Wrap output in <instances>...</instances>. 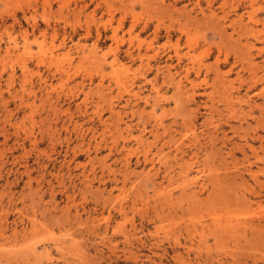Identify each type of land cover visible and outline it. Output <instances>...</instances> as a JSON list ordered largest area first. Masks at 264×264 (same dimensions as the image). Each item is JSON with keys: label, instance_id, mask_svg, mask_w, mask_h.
I'll list each match as a JSON object with an SVG mask.
<instances>
[{"label": "rangeland", "instance_id": "obj_1", "mask_svg": "<svg viewBox=\"0 0 264 264\" xmlns=\"http://www.w3.org/2000/svg\"><path fill=\"white\" fill-rule=\"evenodd\" d=\"M139 1L0 0V264H264V240L234 239L229 234L232 228L264 221L263 189L243 169L255 163L251 169L262 183L264 164L242 146L247 141L262 157L264 142L255 138L263 136L264 124L255 123L260 117L257 109L254 120L238 116L225 124L223 107V82L236 79L240 64L234 63V56L246 52L242 46L247 39L255 46L251 51L254 63L261 64L264 11L258 8L264 7V1L253 8L240 0H226V7L223 0L213 5L209 0ZM252 11L260 20L252 29L259 41L252 38L254 34L238 37L226 26L236 16L244 13L246 18ZM206 15H216L218 22ZM224 16L225 35L219 30ZM182 23H186L184 28ZM145 24L148 27L142 30ZM157 28L159 33L153 38ZM114 31L117 43L111 38ZM114 45L121 51L118 64L128 69L120 77L129 93L119 89L108 66ZM176 47L182 60L178 71L170 70L172 82L165 64H176ZM127 48L135 54L141 51L142 59L130 61L124 54ZM208 48L210 55L204 57ZM154 53L158 57L151 60ZM168 55L172 57L166 61ZM206 66L212 67L209 72ZM184 70L196 84L195 101L184 95L178 103L172 94L177 74ZM241 75L247 76L246 72ZM259 84L249 92L255 105L264 104L261 96L253 95L262 89L263 83ZM183 85L189 87L187 82ZM238 86L235 81L234 88ZM240 87L239 97L246 84ZM208 92L213 96L208 97ZM125 100L130 101L125 104ZM217 114L222 116L220 123ZM191 133L199 142L193 146ZM210 134H214L213 146L207 138ZM228 152L237 161L234 168ZM240 152L251 156L244 159ZM183 164H190L188 170L184 171ZM224 166L232 173L225 175ZM168 191L170 201L163 202L162 194ZM243 198L249 201L243 203Z\"/></svg>", "mask_w": 264, "mask_h": 264}, {"label": "bare ground", "instance_id": "obj_2", "mask_svg": "<svg viewBox=\"0 0 264 264\" xmlns=\"http://www.w3.org/2000/svg\"><path fill=\"white\" fill-rule=\"evenodd\" d=\"M139 1V0H138ZM141 2H142V0H140ZM139 1V2H140ZM174 1V0H173ZM177 1V0H176ZM178 1H180V0H178ZM208 1V0H207ZM215 0H209V4L211 3V5H213L212 3L214 2ZM236 1H238V0H236ZM235 1V2H236ZM240 1H242V2H244L243 3V5L244 4H247V6H250L251 8H253V6H254V4L256 3V2H260V1H264V0H240ZM140 2V3H141ZM157 2V1H156ZM184 2H185V0H184ZM196 2H199L198 0L196 1ZM221 2H223V4H224V6H225V3H227L226 2V0H223V1H221ZM221 2H219V3H221ZM129 3V2H128ZM143 3V2H142ZM153 3V2H152ZM158 3V2H157ZM193 3V2H192ZM232 3V2H231ZM238 3V2H237ZM144 4H146V3H144ZM223 4H222V7H224L223 6ZM233 4H235V3H233ZM241 4V3H240ZM240 4H239V6H240ZM147 5H149V4H147ZM147 5H146V7H147ZM153 5H154V3H153ZM158 5H159V3H158ZM163 5V4H162ZM198 5V4H197ZM210 5V6H211ZM227 5V4H226ZM238 5V4H237ZM151 6H152V4H151ZM155 6V5H154ZM169 6V5H168ZM193 6H195V4L193 5ZM198 6H200V5H198ZM197 6V7H198ZM220 6V5H219ZM128 7V6H127ZM174 7V6H173ZM187 7V6H186ZM209 7V6H208ZM226 7V6H225ZM230 7H233V5L231 4V6ZM236 7V6H235ZM168 8V7H167ZM172 8V7H171ZM181 8V7H180ZM193 8V7H192ZM192 8L190 9V10H192ZM195 8V7H194ZM206 8V7H205ZM238 7H236V9H237ZM146 9V8H145ZM169 9V8H168ZM167 9V12L169 11ZM182 9V8H181ZM201 9V8H200ZM204 9V8H203ZM202 9V10H203ZM215 9V8H214ZM234 9V8H233ZM232 9V10H233ZM235 9V10H236ZM256 9V8H255ZM259 10H262V11H258L257 9V11L258 12H263L264 11V7H259L258 8ZM159 11H160V9H158ZM179 10V9H178ZM199 10V9H198ZM210 10V9H209ZM229 10V9H228ZM231 10V11H232ZM255 10V11H256ZM170 11H171V9H170ZM193 11V10H192ZM201 11V10H200ZM214 11V10H213ZM222 11V10H221ZM230 11V10H229ZM237 11V10H236ZM173 12V11H172ZM181 12H183V11H181ZM258 12L256 13V14H258ZM160 13V12H159ZM198 13H199V11H198ZM198 13H196V14H198ZM201 13V12H200ZM264 13V12H263ZM162 14V13H161ZM169 14V13H168ZM173 14V13H172ZM171 14V12H170V15H172ZM179 14V11H178V13H177V15ZM182 14H184V13H182ZM186 14V13H185ZM202 14H204V12H202ZM201 14V15H202ZM214 14H216V13H214ZM230 14V13H229ZM232 14H233V11H232ZM191 15V14H190ZM217 15V14H216ZM216 15H214V16H212V17H215ZM225 15V14H224ZM227 15V14H226ZM231 15V14H230ZM253 15H255V12L254 11H252V12H248L247 13V16H246V18L244 17L245 16V14L243 13V14H241V15H238V16H236V19H233V20H230V22L226 25L227 27H229V28H231L232 29V32L231 33H236V35L238 34V37L239 36H243V35H251V34H254L253 33V26L254 25H256V24H259V22H260V20L259 19H257L256 17H254ZM185 16V15H184ZM203 16V18L205 19V15H202ZM207 17L209 16V15H206ZM223 16V15H222ZM179 17V16H178ZM194 16H192V18H193ZM206 17V18H207ZM210 17V16H209ZM212 17H210V18H212ZM220 17H221V15H220ZM219 17V18H220ZM184 18V17H183ZM187 18V17H186ZM192 18H190V19H192ZM194 18H196V17H194ZM202 18V19H203ZM209 18V19H210ZM218 18V19H219ZM172 19H174V18H172ZM182 19V18H181ZM198 19V18H197ZM208 19V18H207ZM206 19V20H207ZM215 19V21L216 22H218L216 19V17L214 18ZM227 19V17L226 16H224L223 18H222V22H221V24L219 25L220 27H221V29H219L221 32H223V34L224 33H226V26H225V23H223L225 20ZM189 19L187 18V21H188ZM211 20V19H210ZM119 21V20H118ZM176 21V20H175ZM186 21V20H185ZM192 22V24H194L193 23V19L191 20ZM200 21V20H199ZM205 20H203V21H200V22H204ZM209 21V20H208ZM212 21V20H211ZM220 21V20H219ZM172 22V21H171ZM197 22V21H196ZM195 22V23H196ZM207 22V21H206ZM205 22V23H206ZM216 22H215V25H216ZM146 23V22H145ZM176 23V22H175ZM198 23V22H197ZM208 23V22H207ZM118 24H119V26H118V28L120 27V26H122V21L120 20V22H118ZM159 24V23H158ZM186 24V23H185ZM185 24L184 23H182L181 25H183V28H184V26H185ZM199 24V23H198ZM212 24V23H211ZM262 24L264 25V20L262 21ZM147 24H145L144 25V27L142 28V30H146L147 29V27L148 26H146ZM195 25V24H194ZM203 25V24H202ZM202 25H200V27L202 26ZM206 25V24H205ZM205 25H204V27H205ZM210 25V24H209ZM188 26V25H187ZM193 26V25H192ZM133 27L134 26H132L131 25V31H132V29H133ZM157 27V26H156ZM159 27H160V24H159ZM158 27V28H159ZM177 27H179V26H177ZM190 27V26H189ZM198 27V26H197ZM203 27V28H204ZM209 27V26H208ZM213 27H214V23H213ZM262 27H264V26H262ZM115 28V27H114ZM117 28V27H116ZM116 29L117 31L118 30H120V28L119 29ZM158 28L157 29H154V31L152 32L153 34V38H156L157 37V35H158V33H159V30H158ZM170 28V27H169ZM169 28H167V29H169ZM180 28V27H179ZM181 28H182V26H181ZM187 27H185V29H186ZM216 28V27H215ZM215 28H214V30H215ZM173 29V28H172ZM190 29V28H189ZM188 29V30H189ZM206 29V28H205ZM204 29V30H205ZM217 29V30H218ZM115 30V29H114ZM179 30H181V29H179ZM184 30V29H183ZM208 30V29H207ZM210 31H211V29H209ZM208 30V31H209ZM262 30H264L263 28H262ZM169 31V30H168ZM178 31V30H177ZM187 31V29L185 30V32ZM201 31V30H200ZM219 31V32H220ZM257 31V30H256ZM129 32V31H128ZM183 32V31H182ZM189 32V31H188ZM260 33H261V31H259ZM170 33V32H169ZM257 33H258V31H257ZM264 32H262V34H263ZM115 31L113 32V36H111V38H112V40L113 41H115L116 43L118 42L117 40L118 39H116L115 38ZM183 34H184V32H183ZM182 34V35H183ZM222 34V33H221ZM130 35V34H129ZM170 35V34H169ZM172 35V34H171ZM220 35V34H219ZM225 35V34H224ZM260 35V34H259ZM122 36V35H121ZM136 36H138V35H136ZM180 36H181V33H180ZM188 36V35H187ZM226 36H228V38L229 39H232V34H230V35H226ZM252 36V38L255 40V41H259V36L257 35H251ZM159 37V36H158ZM171 37V36H170ZM222 37H224V36H221V39H223ZM245 37V36H244ZM250 37V36H249ZM263 37H264V35H263ZM122 38V37H121ZM120 38V39H121ZM180 38V37H179ZM186 38H187V41H190L191 39H190V37H186L185 36V40H186ZM123 39V38H122ZM152 39V38H151ZM172 39V38H171ZM190 39V40H189ZM204 39V38H203ZM221 39H219V42H221L220 40ZM228 39V41H230ZM245 39V38H244ZM169 40V39H168ZM224 40H227V38L226 39H224ZM233 40H236V37H235V39H233ZM122 41V40H121ZM180 41V40H179ZM179 41L177 40L176 41V44L177 43H179ZM187 41H186V44H187ZM245 41V40H244ZM123 42H125V41H123ZM148 42V41H147ZM149 42H153V41H149ZM205 42V41H204ZM224 42H226L227 43V41H224ZM235 42V41H234ZM233 42V43H234ZM262 42H264V40L262 41ZM116 43H114V44H116ZM129 43V42H128ZM140 43V42H139ZM154 43V42H153ZM169 43H170V40H169ZM174 43H175V41H174ZM190 43L191 42H188V45H190ZM193 43V45L195 44L194 43V41L192 42ZM191 43V44H192ZM196 43H197V41H196ZM230 43V42H229ZM130 44H131V40H130ZM141 44V43H140ZM176 44H174V45H176ZM186 44H185V46H186ZM236 45H238V42H236L235 43ZM122 45V44H121ZM132 45V44H131ZM139 45V44H138ZM147 45H149L148 46V48H151V43H147ZM193 45H191V46H193ZM220 45V44H219ZM222 45H224V44H222ZM232 45V44H231ZM115 46V45H114ZM195 46H198L197 44H195ZM129 47V46H128ZM131 47V46H130ZM153 47V46H152ZM175 47V46H174ZM226 47V46H225ZM228 47V46H227ZM254 44H251V43H249L248 42V39L246 40V42L244 43V45L242 46V48H243V50H245L246 52L244 53V54H239V51H238V53L234 56V63H239L240 64V67H239V70L237 71V72H235L236 73V79L234 80V81H228L227 82V84L226 83H224L223 82V85H224V88L226 89H221L223 92H224V90H225V93H224V108L226 109L225 111H226V116L224 117L225 119V124H228V120H230V119H234V118H237L238 116H242V117H245V118H250V119H253L254 117H252V115H253V110L254 109H257L258 111H259V114H260V117L258 118L259 120H257L255 123H257V124H259V123H262V125L264 124V119H263V117H262V114L264 113V104H261V105H255V102H253L252 101V98H251V96H250V91H252V90H255L256 88H257V85L261 82V83H263V87H262V89L261 90H259V92H257V93H255V94H253L254 96H261L262 98H263V100H264V55L262 56V61H261V64H257V63H254V58H252V53H251V51H252V49H254ZM112 48V47H111ZM164 48V47H163ZM184 48V47H183ZM189 48H190V46H188V50H189ZM229 48V47H228ZM141 49V48H140ZM153 49V48H152ZM176 49H178L177 47L175 48V51L173 52V57L175 58V60H176V64L175 65H172V64H167V62H166V64H165V68L168 70V77H170L169 79H170V81H174V79H173V77H172V75L170 74L171 72H170V70H174V71H178L179 70V68H177V66L179 65V63L181 62V60H182V57L180 56V54H178V52H177V50ZM180 49V48H179ZM182 49V48H181ZM208 49H210V48H208ZM234 49V48H233ZM138 50H139V47H138ZM137 50V51H138ZM158 50V49H157ZM192 50V49H191ZM221 50V49H220ZM220 50L218 51L219 52V54L220 53H222V52H220ZM226 50V49H225ZM126 52H124V54L126 55V57H128V59H130V61H136V60H138V59H140L141 57H143L142 55H140V52L138 51V52H136V54H135V52L133 51V50H131L130 48H127L126 50H125ZM190 51V50H189ZM193 51V50H192ZM206 51V50H205ZM205 51H203V52H205ZM263 51H264V49H263ZM119 52H121L120 50H119V47L118 46H115V47H113V49H110V53H111V60H110V62L108 63L109 65L108 66H110V68H111V72H112V74L116 77V84L119 86V89L121 88L124 92H126L127 90V87H125L124 86V81H121V78L122 77H120V74L125 70H128L127 68L125 69L124 68V66L123 65H119L118 63V53ZM149 52H150V50H149ZM160 52V51H159ZM158 52V54H160ZM209 52V54H207ZM207 53L205 52L204 53V57L205 56H207V57H209L208 55H210V52H211V49H210V51H208ZM188 53V52H187ZM229 53V52H228ZM232 53V52H231ZM259 53H262V52H260L259 51ZM157 53L155 54H153V56H151L152 57V59L151 60H153V58L154 59H156L155 57H158L157 55H158ZM206 54V55H205ZM225 54H226V52H225ZM185 55V54H184ZM189 55H190V53H189ZM188 55V56H189ZM145 56V55H144ZM222 55L220 54V57H221ZM227 56V55H226ZM146 57V56H145ZM148 57V56H147ZM146 57V58H147ZM171 57H172V55L170 56V55H168V57H167V59H166V61L167 60H171ZM190 57H191V55H190ZM189 57V58H190ZM206 57V58H207ZM219 57V58H220ZM187 58V57H186ZM194 58H196V57H194ZM216 58V57H215ZM225 58V57H224ZM142 59V58H141ZM140 59V60H141ZM149 59V60H150ZM197 59H199L198 57H197ZM223 59V58H222ZM70 61V60H69ZM193 61V60H192ZM200 61V60H199ZM215 61V60H214ZM224 61V60H223ZM140 62V61H139ZM195 62H197V61H195ZM218 62V58L216 59V63ZM147 63H148V61H147ZM155 63V62H154ZM171 63V62H170ZM194 62H192V64H193ZM144 64H145V62H144ZM200 64H201V62L199 63V66L198 67H200V69H202L201 68V66H200ZM147 65V64H146ZM146 65H145V67H146ZM218 65V64H217ZM216 64H215V66H217ZM225 65V64H224ZM238 65V64H237ZM192 66V65H191ZM194 66V65H193ZM203 66H204V64H203ZM212 66V65H211ZM210 66V67H211ZM139 67H140V65H139ZM156 67V66H155ZM184 67V66H183ZM207 67V66H206ZM210 67H209V69H210ZM150 68V67H149ZM188 68V67H187ZM212 68V67H211ZM232 68V67H231ZM157 69V68H156ZM186 69V68H185ZM192 69H194V68H192ZM205 69V68H204ZM208 69V67H207V72H209L210 70ZM209 70V71H208ZM212 70V69H211ZM213 70H214V68H213ZM218 70H219V68H218ZM233 70V69H232ZM144 71V70H143ZM182 71V70H181ZM180 71V72H181ZM200 71V70H199ZM228 71V70H227ZM206 71L204 72V73H207ZM229 72V71H228ZM241 72H246V74H247V76L246 77H244L243 78V76L241 75ZM126 73V72H125ZM124 73V74H125ZM177 73V72H176ZM175 73V74H176ZM209 74V73H208ZM224 74H226L225 72H224ZM142 75V74H141ZM146 75H147V73H146ZM178 76H179V79L174 83V94H172L173 95V98H174V100L175 101H178V103H180V101H181V99H182V96H184V95H186V99H190L191 101H195L194 99H195V95H196V84L193 82V81H190L189 80V72H188V70H184L183 72H181V73H178L177 74ZM215 75V74H214ZM221 74H219V76H220ZM124 76V75H123ZM143 76V75H142ZM155 76V75H154ZM166 76V75H165ZM176 76V75H175ZM197 77H198V75H197ZM196 77V78H197ZM200 77V76H199ZM198 77V78H199ZM124 78V77H123ZM143 78V77H142ZM203 78H205V77H203ZM217 78H218V76H217ZM125 79V78H124ZM136 79V78H135ZM134 79V80H135ZM157 79V78H156ZM219 79V78H218ZM223 79V78H222ZM208 80V79H207ZM229 80V79H228ZM156 81V80H155ZM204 81V80H203ZM206 81V80H205ZM235 81L236 82H238V87L237 88H234V83H235ZM114 82V83H115ZM184 82H187L188 84H189V87L187 88V86H185V85H183L184 84ZM213 82V81H212ZM220 83V82H219ZM243 83H245L246 84V88L244 89V94H243V96H240L239 97V94H240V92H239V89L241 88L240 86H241V84H243ZM165 84V83H164ZM204 84V83H203ZM213 86H214V84L213 83H211ZM140 85H142V84H140ZM170 85H172V84H170ZM206 85V84H205ZM260 85V84H259ZM116 86V85H115ZM162 86H163V84H162ZM132 87V86H131ZM161 86L159 85V88H160ZM205 87V86H204ZM207 87V86H206ZM218 86L216 85V88H217ZM196 88V89H195ZM118 89V88H117ZM157 89V88H156ZM218 89V88H217ZM231 90H234L235 91V93H233V92H231ZM130 91H131V89H130ZM153 91V90H152ZM167 91V90H166ZM204 91V90H203ZM119 92V91H118ZM124 92H121V93H124ZM128 92V91H127ZM156 92H158V91H156ZM212 92V91H211ZM223 92L221 93V94H223ZM120 93V92H119ZM129 93V92H128ZM203 93H205V92H203ZM209 93V95H207L208 97H211V95L212 94H210V92H208ZM208 93H206V94H208ZM213 93H214V91H213ZM125 94H127V93H125ZM124 94V95H125ZM215 94V93H214ZM217 94H218V91H217ZM133 95V94H132ZM139 96H140V94H138ZM156 95V94H155ZM161 95V94H160ZM119 96V95H118ZM123 96V95H122ZM133 96H135V95H133ZM133 96H132V98H133ZM213 96V95H212ZM222 96V95H221ZM156 98H157V95L155 96ZM163 97V96H162ZM165 97V96H164ZM163 97V98H164ZM198 97V96H197ZM217 97H218V95H217ZM112 98V97H111ZM114 98V97H113ZM112 98V99H113ZM136 98H137V95H136ZM155 98V99H156ZM213 98V97H212ZM218 98H220V95H219V97ZM128 99H129V97H128ZM147 99V98H146ZM162 99V98H161ZM185 99V98H184ZM210 99V98H209ZM223 98H221V100H222ZM165 100H166V98H165ZM130 100H125V104H127L128 102H129ZM167 101H169V99L167 100ZM185 101V100H184ZM211 101H212V99H211ZM145 102V101H144ZM158 102H160V101H158L157 100V102L156 103H158ZM214 102V101H213ZM218 102V101H217ZM155 103V104H156ZM215 103V102H214ZM222 103V102H221ZM147 104H148V102H147ZM154 104V105H155ZM218 104H219V102H218ZM244 105L245 106V108H243L241 105ZM211 105H214L213 103L211 104ZM210 105V106H211ZM133 106V105H132ZM175 106V110H176V107H177V105H174ZM183 107L184 106H182V109H183ZM217 107V106H216ZM222 107V108H223ZM123 108V107H122ZM181 108V107H180ZM180 108H178V109H180ZM210 108V107H209ZM218 108V107H217ZM223 108V109H224ZM137 109V108H136ZM143 109V108H142ZM154 109V108H153ZM215 109V108H214ZM144 110V109H143ZM143 110L141 111V114L143 113ZM187 110V109H186ZM185 110V111H186ZM210 110H213L212 109V106H211V108H210ZM216 110H218V109H216ZM192 111H194V110H192ZM197 111V110H196ZM196 111H195V113H196ZM220 111H222V110H220ZM131 112H133V111H131ZM135 112H137V111H135ZM135 112H133V113H135ZM163 112V111H162ZM177 113H178V111H176ZM186 112H188V111H186ZM185 112V113H186ZM191 112V111H190ZM138 113V112H137ZM165 113V112H164ZM210 113V112H209ZM208 113V114H209ZM214 113V112H213ZM140 114V113H139ZM161 114V113H160ZM159 114V115H160ZM222 114V113H221ZM117 115H118V117H119V115H120V113L118 114L117 113ZM143 115V114H142ZM156 114H154V116H155ZM166 115H169V114H167V112H166ZM195 115V114H194ZM193 115V116H194ZM217 115H219V114H217ZM110 116V115H109ZM108 116V117H109ZM133 116H134V114H133ZM151 116V115H150ZM153 116V117H154ZM158 116V115H157ZM163 116H164V114H163ZM209 116V115H208ZM99 117V116H98ZM147 117V116H146ZM162 117V116H161ZM211 117H213V116H211ZM240 117H238V119L240 118ZM143 118V117H142ZM158 118H159V116H158ZM247 118V119H248ZM160 119V118H159ZM164 119V118H163ZM210 119V118H209ZM221 119H222V116L221 115H219L218 116V120H217V123H220V121H221ZM257 119V118H256ZM184 120V119H183ZM188 120V119H187ZM186 120V121H187ZM215 120V119H214ZM244 120V119H243ZM242 120V121H243ZM254 120V119H253ZM150 121V120H149ZM189 121V120H188ZM223 121V120H222ZM233 121H235V120H233ZM240 121V120H239ZM238 121V122H239ZM262 121V122H261ZM160 122H161V120H160ZM113 123V122H112ZM185 123V122H184ZM184 123H183V125H184ZM223 123V122H222ZM221 123V124H222ZM244 123V122H243ZM247 123V122H246ZM152 124H155V123H152ZM187 124V123H186ZM190 124V123H189ZM211 124V123H210ZM219 125V124H218ZM217 125V126H218ZM240 125V124H239ZM261 125V126H262ZM164 126V125H163ZM162 126V127H163ZM191 126V125H190ZM193 126V125H192ZM210 126V125H209ZM208 126V128H210ZM214 126V125H213ZM216 126V125H215ZM222 126V125H221ZM255 126H256V124H255ZM259 126V125H258ZM205 127V126H204ZM250 127V126H249ZM249 127L247 126V128L249 129ZM260 127V126H259ZM127 128H128V126H127ZM168 128V127H167ZM211 128H213V127H211ZM254 128V127H253ZM262 128V131H263V136L262 137H260V136H258V138L256 137L255 139L257 140V139H259V140H262L263 142H264V126H262L261 127ZM158 129H159V127H158ZM174 129V128H173ZM214 129H215V131L217 130V128L216 127H214L213 128V131H214ZM255 129H259L258 127L257 128H255ZM255 129H253V133H254V135H253V137L254 136H256L257 135V132L255 133ZM144 130H146L145 128H144ZM151 130V129H150ZM156 130V129H155ZM164 130H166V128H164ZM169 130H171V128H169ZM188 130V129H187ZM189 130H191L190 129V127H189ZM207 130V129H206ZM240 130V129H239ZM249 130H251V127H250V129ZM107 131V130H106ZM116 131V130H115ZM180 131V130H179ZM212 131V132H213ZM235 131V130H234ZM252 131V130H251ZM113 132V131H112ZM140 132V131H139ZM165 132V131H164ZM170 132V131H169ZM175 132V131H174ZM186 131H184V133H185ZM189 132V131H188ZM191 132V131H190ZM241 132V131H240ZM162 133V132H161ZM165 133H167V132H165ZM176 133V132H175ZM193 133V132H192ZM191 133V134H192ZM207 133V132H206ZM218 133V132H217ZM239 133V132H238ZM237 133V134H238ZM241 133H243V132H241ZM252 133V134H253ZM121 134V133H120ZM128 134V133H127ZM144 134H145V132H144ZM159 134V133H158ZM180 134V133H179ZM188 135H189V133H187ZM203 133H201V135H202ZM209 134V133H208ZM248 134V133H247ZM250 134V133H249ZM142 135V134H141ZM193 136H192V138L191 139H193L194 138V140L193 141H189V143H193V144H191L192 146L193 145H195L194 143H199L198 141H195L196 140V137H195V135L194 134H192ZM213 135L214 134H210V136H208V135H206V137L207 138H210V140H209V142L213 139L212 137H213ZM154 136H156V134L154 135ZM161 136H163V134L161 135ZM225 136V134L223 135V137ZM249 136V135H248ZM116 137V136H115ZM126 137V136H125ZM131 137V136H130ZM152 137H153V135H152ZM164 137V136H163ZM172 137V136H171ZM174 137V136H173ZM187 136H186V134H185V138H186ZM241 137H243V136H241ZM244 137H247V135L246 134H244ZM113 138V137H112ZM138 138V137H137ZM140 138V137H139ZM154 138V137H153ZM157 138H159L160 139V137H157ZM175 139V138H174ZM179 139V138H178ZM215 139V138H214ZM217 139V138H216ZM216 139H215V141H216ZM223 139V138H222ZM221 139V140H222ZM225 139H226V137H225ZM224 139V140H225ZM252 139V138H251ZM135 140H137V139H135ZM139 140H141V139H139ZM154 140V139H153ZM169 140H171V139H169ZM176 140H177V138H176ZM183 139H181L180 141H182ZM155 141V140H154ZM168 141V140H167ZM226 141V140H225ZM228 141V140H227ZM136 142V141H135ZM165 142H166V140H165ZM169 142V141H168ZM173 142V141H172ZM183 142V141H182ZM213 142V141H212ZM117 143V142H116ZM140 143H142L141 141H140ZM170 143V142H169ZM151 144V143H150ZM163 144H165V143H163ZM177 144V143H176ZM179 144V143H178ZM183 144V143H182ZM213 144V143H212ZM211 144V142H210V145H212ZM147 145H149V144H147ZM153 145V144H152ZM191 145H189V146H191ZM235 145V144H234ZM233 145V146H234ZM239 145V144H238ZM237 145V146H238ZM139 146V145H138ZM162 146V145H161ZM164 146H166V145H164ZM169 146V145H168ZM178 146V145H177ZM180 146V145H179ZM188 146V147H189ZM201 146H202V144H201ZM205 146V145H204ZM213 146V145H212ZM224 146V145H223ZM242 146H246L247 148H248V150L252 153L251 155H253V157H254V159H256V160H258V162L259 163H261V164H264V152H262V157H259L258 156V152H255V150L250 146V145H247V141H245L244 142V144L242 145ZM242 146H240L239 148H240V150H242L243 151V148H242ZM261 146V145H260ZM187 147V146H186ZM196 147V146H195ZM199 147H200V145H199ZM198 147V148H199ZM231 147V146H230ZM111 148V147H110ZM116 148V147H115ZM175 148H176V146H175ZM182 148V147H181ZM211 148L212 147H210V150L209 151H211ZM237 148V147H236ZM260 148H262V147H260ZM264 148V147H263ZM262 148V149H263ZM138 149V148H137ZM174 149V148H173ZM196 149V148H195ZM200 149V148H199ZM218 149V148H217ZM124 150V149H123ZM152 150V149H151ZM150 150V151H151ZM159 150H160V147H159ZM190 150V149H189ZM197 150V149H196ZM207 150V149H206ZM238 150V149H237ZM260 150V149H259ZM108 151H110V150H108ZM149 151V150H148ZM161 151H162V148H161ZM169 151V150H168ZM176 151H178V149H176ZM198 151V150H197ZM241 151V152H242ZM260 151H262V150H260ZM127 152H128V150H127ZM179 152V151H178ZM240 152V153H241ZM161 152H159V153H157V154H160ZM183 153V152H182ZM217 153V152H216ZM109 154H111V153H109ZM143 154V153H142ZM148 154V153H147ZM223 154V153H222ZM78 155V154H77ZM126 155H129L128 153L126 154ZM162 155V154H161ZM175 155V154H174ZM227 156L229 155L231 158H230V160H232L229 164L230 165H232L233 166V168L235 167V166H237L236 165V163H237V161L236 160H234V155L233 154H231L230 152H228L227 154H226ZM241 155L243 156V158L245 159H247L248 157H250V156H248V157H246V154L243 152V153H241ZM144 156V160H146L147 159V157H146V154H144L143 155ZM160 156V155H159ZM165 156H166V154H165ZM192 154H191V159L190 160H192ZM195 156V155H194ZM207 156H208V154H207ZM220 157H221V155H219ZM127 157V156H126ZM154 157V156H153ZM223 157V156H222ZM151 159H152V157H150ZM165 158V157H164ZM179 158V157H178ZM207 158V157H206ZM225 158V157H224ZM252 158V157H251ZM138 159V158H137ZM151 159H150V162H151ZM195 159H196V157H195ZM205 159V158H204ZM223 159V158H222ZM127 160V159H126ZM154 160V159H153ZM152 160V161H153ZM182 160V159H181ZM197 160V159H196ZM196 160H195V162H196ZM227 160V159H226ZM137 161V160H136ZM159 161V160H158ZM157 161V162H158ZM173 161V160H172ZM177 161V160H176ZM223 161V160H222ZM235 161V162H234ZM241 161H243V159L241 160ZM248 161V160H247ZM146 162V161H145ZM149 162V163H150ZM162 162V161H161ZM166 162V161H165ZM175 162V161H174ZM189 162V161H188ZM255 162V161H254ZM152 163H154V162H151V164ZM177 163V162H176ZM221 163V162H220ZM219 163V164H220ZM161 164V163H160ZM180 164V163H179ZM191 164H194V163H191ZM226 164H227V162H226ZM243 164V163H242ZM248 164V163H247ZM254 164L255 163H250V164H248V166L247 165H245V166H243V169L245 168V172H247L249 175V177H251V179L254 181V183L256 184V185H258L259 186V188H261V189H263V190H261L262 191V193H263V197H264V182H260L259 180H258V178H257V175H256V171H252V169H251V165H253L252 167H254ZM181 165V164H180ZM184 165V167H183V169H184V171H186V169L187 168H189L190 167V164L189 165H187V164H183ZM228 165V164H227ZM256 165V164H255ZM159 166V165H158ZM152 167V166H151ZM225 167V166H224ZM154 168V167H153ZM223 168V167H222ZM232 168V169H233ZM241 168V167H240ZM126 169V168H125ZM160 169V168H159ZM171 169V168H170ZM181 169H182V167H181ZM182 169V170H183ZM221 169V168H220ZM182 170H181V172H182ZM188 170V169H187ZM229 170H231L228 166L227 167H225L224 169H223V171L225 172L224 174L225 175H228V174H230V173H232L231 171L229 172ZM238 170V169H237ZM260 170V169H259ZM166 171V170H165ZM205 171V170H204ZM198 172V171H197ZM219 173H220V171H218ZM217 171H216V173H218ZM222 172V171H221ZM234 172V171H233ZM261 172H264V170H260V173ZM149 173V172H148ZM170 173V172H169ZM207 173H209V172H207ZM211 173V172H210ZM246 174V173H245ZM154 175V174H153ZM188 175V174H187ZM155 176V175H154ZM180 176V175H179ZM178 176V177H179ZM181 176H183V175H181ZM180 176V178L181 179H183L182 177ZM224 176V175H223ZM217 177V176H216ZM185 178V177H184ZM224 178V177H223ZM141 179V178H140ZM169 179V178H168ZM171 179V178H170ZM241 179V178H240ZM184 180V179H183ZM189 180V179H188ZM188 180H184V182L186 183V181L188 182ZM217 180V179H216ZM179 181V180H178ZM218 181V180H217ZM144 182V181H143ZM183 182V183H184ZM219 182V181H218ZM223 182V181H222ZM168 183H169V181H168ZM192 183V182H191ZM242 183V182H241ZM243 183H245V182H243ZM210 184V183H209ZM223 184H225V183H223ZM228 184V183H227ZM122 185V184H121ZM169 185H171V184H169ZM185 185V184H184ZM217 185V184H216ZM163 186V185H162ZM166 187H167V184H166ZM188 187V186H187ZM244 187H245V185H244ZM248 187H250V186H248ZM215 189V188H214ZM218 189V188H217ZM217 189H215V190H217ZM244 189V188H243ZM252 189V188H251ZM174 190V189H173ZM175 190H176V188H175ZM253 190V189H252ZM260 190V189H259ZM214 191V190H213ZM219 191V190H218ZM162 192V191H161ZM181 192H183V193H185L186 191H185V189L184 188H182V191ZM160 193V192H159ZM109 194V193H108ZM157 194V193H156ZM250 194H252V195H254V193H253V191H252V193H250ZM255 194H257V196L260 194V193H255ZM53 195V194H52ZM158 195H160V194H158ZM163 195V197H162V200H163V202L165 201V200H169L170 201V197L172 196V193L170 192V191H168L167 192V194L165 195V193L164 194H162ZM188 195V194H187ZM53 197V196H52ZM136 197V196H135ZM138 197V196H137ZM186 197V196H185ZM188 197V196H187ZM186 197V198H187ZM224 197V196H223ZM243 197V196H242ZM253 197V196H252ZM156 198H157V196H156ZM248 200V199H247ZM247 200H245L244 198L242 199V202L243 203H246L247 202ZM137 201V200H136ZM249 201V200H248ZM185 202V201H184ZM186 202H187V200H186ZM133 203H135V202H132V206H133ZM232 203V202H231ZM249 203V202H248ZM143 204V203H142ZM222 204V203H221ZM230 204V203H229ZM232 204H234V203H232ZM242 203L240 202V205H241ZM144 205H145V203H144ZM156 205V204H155ZM239 205V206H240ZM249 205H250V203H249ZM135 206V205H134ZM229 206H232L231 204L229 205ZM242 207H243V205H242ZM164 209V208H163ZM154 213V212H153ZM167 213V212H166ZM202 220V219H201ZM108 222V221H107ZM203 222V221H202ZM104 223H105V221H104ZM199 223V222H198ZM200 225H201V223H200ZM187 226V225H186ZM185 227V226H184ZM189 227V226H188ZM187 227V228H188ZM201 227H202V229L204 228V226H202L201 225ZM168 230V229H167ZM219 230V229H218ZM174 231V230H173ZM181 231V230H180ZM172 232V231H171ZM166 233H167V231H166ZM193 233V232H192ZM229 234L231 235V238H234V239H236V238H243V239H247L246 241H249V239H251V240H253V241H258V242H261V241H263L264 240V221H262V220H257L256 222H249V223H247V225H244V226H242V227H237V228H232V229H230L229 230ZM172 236V235H171ZM249 237V238H248ZM174 239V238H173ZM176 241H178V238H177V240ZM161 243V242H160ZM175 243V242H174ZM177 243V242H176ZM172 244H173V242H172ZM258 244H260V243H258ZM257 244V245H258ZM176 245V244H175ZM174 245V246H175ZM255 248L257 247L256 245L254 246ZM260 247V246H259ZM254 248V249H255ZM261 248V247H260ZM243 254V253H242ZM234 263V262H233Z\"/></svg>", "mask_w": 264, "mask_h": 264}]
</instances>
